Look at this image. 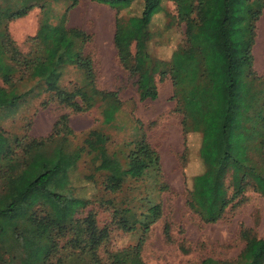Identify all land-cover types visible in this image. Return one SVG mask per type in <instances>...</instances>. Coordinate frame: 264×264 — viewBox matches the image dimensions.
Returning a JSON list of instances; mask_svg holds the SVG:
<instances>
[{
    "label": "trees",
    "instance_id": "trees-1",
    "mask_svg": "<svg viewBox=\"0 0 264 264\" xmlns=\"http://www.w3.org/2000/svg\"><path fill=\"white\" fill-rule=\"evenodd\" d=\"M59 1L0 0V109L17 108L25 98L43 94L41 108L54 104L63 111L44 137L25 133L9 137L0 129V264H145L143 243L161 217L153 194L168 191L159 158L141 123L124 114L117 91L96 87L93 61L85 51L92 35L66 26L67 14L78 0H63L55 10ZM89 1L113 11L116 62L132 80L137 101L155 100L156 82L167 78L183 138L198 135L196 153L202 171L189 179L185 208L201 225H211L241 206L246 192L264 198V74H255L251 55L264 0H249L237 25L230 19L236 0H221L213 9L218 16L214 18L203 13V0L186 12L177 10L183 40L168 61L149 51L151 16L159 11L158 0H141L137 16H132L136 0ZM34 8L40 17L34 34L26 39L27 51L21 52L8 24ZM196 27L208 40L220 42L225 64L219 73L224 74L222 84L206 75L203 64L198 70L182 66L180 57L193 47ZM232 29L242 39L229 44L226 33ZM91 111L97 115L95 128L68 152V137L73 135L69 115L93 118ZM126 130L128 138L116 151H108L107 131ZM85 157L101 181L92 174L85 180L100 196L80 194L82 186L71 181ZM186 160L183 143L180 161ZM125 191L137 194L118 203L116 196ZM97 207L106 213L105 221H99ZM114 229L135 234V243L109 250L106 244ZM169 231L164 223L162 236L168 241ZM237 238L242 247L235 261L206 258L199 264H264V240L253 229L239 224ZM180 250L186 252L183 246Z\"/></svg>",
    "mask_w": 264,
    "mask_h": 264
},
{
    "label": "rangeland",
    "instance_id": "rangeland-1",
    "mask_svg": "<svg viewBox=\"0 0 264 264\" xmlns=\"http://www.w3.org/2000/svg\"><path fill=\"white\" fill-rule=\"evenodd\" d=\"M197 0H158L159 11L151 16L150 31L152 39L149 51L159 60L168 61L171 52L183 40V26L175 20L177 10L186 12ZM221 0H203V13L208 18L218 17L213 11ZM60 0L57 9L62 5ZM230 11L232 25H237L244 15L249 0H236ZM132 10L137 16L141 10V0H136ZM56 12V11H55ZM40 17L34 8L23 18L8 24V32L21 52H26L28 43L37 27ZM68 28H77L92 35V41L85 51L91 56L95 71V85L100 90H116L122 104L124 114L141 123L146 141L156 151L163 182L168 191L159 196L153 194V200L161 206V217L150 227V231L141 249V259L145 264H199L203 259L218 262L235 261L242 243L237 238L238 225L251 228L257 236L264 240V198L251 191L245 193V202L235 210L228 212L224 220L211 225H201L198 219L184 206L185 190L189 186L191 176L202 171L197 158L198 135L189 133L183 138L181 134V117L174 111L171 99V86L167 78L156 82L157 97L153 101L138 102L132 80L120 69L116 62L112 45L113 11L106 6L89 0H78L66 18ZM194 44L188 52L180 57L182 66L188 70H198L203 64L206 75L216 84H222V67L224 60L220 55V42L208 40L200 28H195ZM228 43L234 44L242 39L241 33L232 29L226 33ZM129 49H133L132 37L127 38ZM253 70L257 76L264 74V10L257 21L254 44L251 50ZM73 79V76L67 77ZM1 85V83H0ZM44 95L36 98H25L17 108L0 109V129L9 137L27 134L31 138L44 137L51 129L55 118L63 111L54 104L41 108L39 103ZM93 118L85 114H70L69 127L73 132L68 137L67 151L71 152L81 145L86 133L95 128L96 113ZM29 126L27 128V124ZM129 130L123 133L107 131L108 151H116ZM183 143L187 148L185 164L180 161ZM88 157L83 158L76 166L71 179L74 186L82 188L80 194L86 197L100 196L85 176L92 174L96 182L101 176L93 173ZM137 192L125 191L116 196V201L129 199ZM108 196L107 198H111ZM105 198V197H103ZM99 221H105L106 213L96 208ZM169 225V241L162 236V225ZM135 234L112 230L106 244L109 250H119L135 243ZM184 247L186 252L180 250ZM19 254L13 262H17Z\"/></svg>",
    "mask_w": 264,
    "mask_h": 264
},
{
    "label": "crops",
    "instance_id": "crops-1",
    "mask_svg": "<svg viewBox=\"0 0 264 264\" xmlns=\"http://www.w3.org/2000/svg\"><path fill=\"white\" fill-rule=\"evenodd\" d=\"M259 20V19H258ZM257 24V23H256Z\"/></svg>",
    "mask_w": 264,
    "mask_h": 264
}]
</instances>
